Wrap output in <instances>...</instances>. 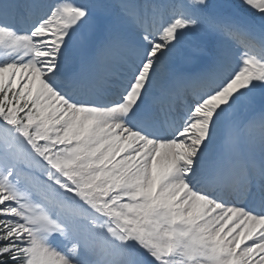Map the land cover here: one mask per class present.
<instances>
[{
    "label": "snow or ice",
    "instance_id": "1",
    "mask_svg": "<svg viewBox=\"0 0 264 264\" xmlns=\"http://www.w3.org/2000/svg\"><path fill=\"white\" fill-rule=\"evenodd\" d=\"M0 264H264V0H0Z\"/></svg>",
    "mask_w": 264,
    "mask_h": 264
}]
</instances>
